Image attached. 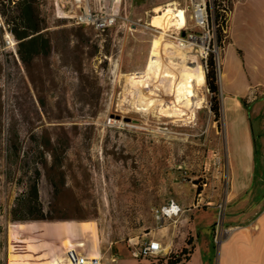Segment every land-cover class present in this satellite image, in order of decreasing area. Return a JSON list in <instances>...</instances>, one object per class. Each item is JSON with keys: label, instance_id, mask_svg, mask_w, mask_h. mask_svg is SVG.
<instances>
[{"label": "rangeland", "instance_id": "rangeland-1", "mask_svg": "<svg viewBox=\"0 0 264 264\" xmlns=\"http://www.w3.org/2000/svg\"><path fill=\"white\" fill-rule=\"evenodd\" d=\"M65 1H45L42 11L52 51L30 65L20 58L18 40L0 15V264H20L9 257L23 250L14 239L15 232L32 244L45 240L34 226L52 232V251L74 246L86 255L101 256L104 264H163L160 259L133 255L151 237L176 254L184 247L194 252L198 244L207 263L217 264L221 243L237 226L254 224L264 210V137L260 133L264 131V88L255 87L245 96L260 151V168L251 194L258 207L239 221L238 214L246 210L239 208L238 202L231 205L227 201L224 215L219 207L227 191L219 147L227 138L230 121L224 102L221 133V118L219 125L210 108L206 63L213 52L219 71L223 52L217 44L211 12L210 27L204 28L194 19L195 0H148L145 4L122 0L117 24L99 32L59 16ZM207 1L211 9L212 0ZM169 3L187 11L190 25L182 31L159 26L163 25L158 17L163 11L155 8ZM259 30L264 33L263 24ZM226 32L228 35V26ZM190 34L203 38L210 49L203 43L194 44L186 58L188 66H200L205 73L200 91L203 107L189 123L169 116L168 102L160 105L164 86L157 78L164 70L177 76L185 61L180 55L187 51L178 45L188 44ZM157 37L163 40V51L155 57L154 70L149 71L150 50ZM248 38L245 51H255V42L264 48V41H257L250 33ZM215 45L219 51L213 50ZM133 72L146 76L132 82L127 74ZM231 77L224 79L225 88L231 85ZM241 84L238 80L237 86ZM137 100L151 103L149 108L154 104L153 110L158 106V112L142 113L134 107ZM48 139L53 143L59 139L61 146H68L60 168H52L49 152L40 153V145ZM13 143L29 152L26 161H19L23 154L16 160L9 150ZM36 168L41 171L39 188L45 211L57 218L15 220V212L22 215L18 200L25 195ZM60 171L64 172L65 186L56 195L48 175L60 181ZM195 182L203 187L202 198L198 207L189 211ZM171 198L181 203L184 212L177 223L170 219L159 223L154 210ZM192 254L184 264H204L200 249Z\"/></svg>", "mask_w": 264, "mask_h": 264}, {"label": "crops", "instance_id": "crops-1", "mask_svg": "<svg viewBox=\"0 0 264 264\" xmlns=\"http://www.w3.org/2000/svg\"><path fill=\"white\" fill-rule=\"evenodd\" d=\"M147 1L140 0V3L145 4ZM260 11L263 17H260ZM260 24L264 25V0L234 1L228 19V41L222 48L218 71L221 92V133L224 132L222 126L224 102L230 121L227 138L222 141L219 151L222 152L223 175L227 173L229 177L226 191L227 201L231 205L238 202L239 208L246 210L238 214L237 220L239 221H242V216L247 214V211L254 212V209L258 207V200L251 198L257 183V172L259 173L256 171L255 161V152H257L255 130L251 115L243 106L240 97L250 95L255 87L264 88V48L261 49L258 42H255L256 45H253L255 51H245L249 33L254 35L257 41H264V33L259 30ZM229 48H232L230 54L228 53ZM231 61L229 67L228 64ZM231 75V85L225 88L223 81ZM238 80L240 84L243 83L242 86H237ZM260 133L264 137V131ZM216 185L220 187V181H216ZM192 191L197 193L195 188ZM196 193L189 197V211L195 210L202 198L201 193ZM157 240L161 242L164 253H170L169 246L160 239ZM197 249H200L204 264H208L198 244L193 253H196ZM192 257L193 254L185 263L189 262ZM217 264H264V210L257 215L254 224L237 226L221 243Z\"/></svg>", "mask_w": 264, "mask_h": 264}, {"label": "trees", "instance_id": "trees-1", "mask_svg": "<svg viewBox=\"0 0 264 264\" xmlns=\"http://www.w3.org/2000/svg\"><path fill=\"white\" fill-rule=\"evenodd\" d=\"M46 0H0V15L4 18L5 23L8 25L10 32L18 40V53L22 61L26 65H30L38 57H48L52 51V40L48 34V23L46 16L43 14L42 8ZM235 0H212L211 9L209 8L210 2H208L209 12L213 13L214 21L216 24V39L219 47L224 46L228 41V37L225 33L228 23V14H230ZM137 4L140 0L135 1ZM85 26V25H80ZM206 81L211 93V111L214 114V120L220 125L221 118V92L218 79V70L213 52L209 53L207 63H206ZM240 101L243 106L247 108L250 113V104L246 97H240ZM255 138V161H256V171L260 168V151H258V142ZM47 144V145H46ZM42 151L40 153H45L44 150L49 152L52 158V168H60L64 162V154L66 153L68 146L64 144L61 146L60 140L57 139L54 143L51 139H48L46 143L41 144ZM9 150L16 156V160L21 157L23 158L19 161H26L29 157V152L22 150L21 145L13 143L9 145ZM45 164L47 160L44 161ZM258 173V172H257ZM59 174V173H58ZM54 186V192L58 195L62 187L65 186V175L63 171H60V181L55 177L48 175ZM41 171L36 168L34 175L29 179L28 188L25 195L18 200V206L22 211V215H17L14 213L15 220H33L41 221L47 220L48 218H57L49 216L45 211L43 203L40 198V183ZM197 184V194L201 193L203 187ZM17 228L18 226H15ZM33 229L44 236V241L33 242L25 241L20 235H16L14 239L18 244L23 246V250L20 253L10 255L12 260L18 261L20 264H25L27 261L29 264H44L53 259L56 254L61 253L67 247H57L54 251L50 248V236L52 232L47 227L34 226ZM53 230V235L56 236L55 228ZM58 240V238H57ZM28 242V243H27ZM193 251L184 247L181 253H169L168 255L162 256L159 259L163 264H182L190 259V254Z\"/></svg>", "mask_w": 264, "mask_h": 264}, {"label": "built area", "instance_id": "built-area-1", "mask_svg": "<svg viewBox=\"0 0 264 264\" xmlns=\"http://www.w3.org/2000/svg\"><path fill=\"white\" fill-rule=\"evenodd\" d=\"M122 0H66L62 3V10L59 16H64L72 19V21L77 25H85L92 27L99 32H104L106 30L114 27L120 17V8ZM200 13L201 22H197L196 16ZM212 15V25L214 31L216 29V24L214 21L213 13ZM194 19L202 27H210V13L208 9L207 0H195L194 3ZM187 28L186 26L179 29L182 31ZM226 31V30H225ZM198 37L197 35L190 34V41L192 37ZM184 43V42H182ZM189 43V42H188ZM203 42V47L210 49V44ZM199 44V43H195ZM214 51H219L216 48ZM227 178L228 183V174H224ZM225 202L220 203V212L225 214L227 198ZM184 208L181 203L176 199H169L166 203L155 208L154 214L159 223H164L165 220L170 219L177 223L180 219ZM218 239V238H217ZM222 239H220L221 241ZM219 242V240H217ZM169 253H164V248L161 242L157 239L148 238L145 239L139 247L133 251V255L138 258H150V259H159L162 256L168 255ZM112 261H115L116 258L112 257ZM44 264H104L102 262V257L99 255H86L78 251L74 246L68 247L62 253L53 257V259Z\"/></svg>", "mask_w": 264, "mask_h": 264}, {"label": "bare ground", "instance_id": "bare-ground-1", "mask_svg": "<svg viewBox=\"0 0 264 264\" xmlns=\"http://www.w3.org/2000/svg\"><path fill=\"white\" fill-rule=\"evenodd\" d=\"M171 5H174V7H172ZM155 11L159 13L163 11L162 14L158 17L161 19L162 24L165 25H159L164 30H179L184 26L187 27L189 24L187 11L184 8L177 7L175 3H169L166 6H157L155 8ZM199 15L200 13L198 12V16H196L198 23L201 22ZM197 22L196 24L199 25ZM204 41L205 40L203 38L193 36L192 40L189 41L188 44L180 42V44L178 45L179 48L189 51H185L182 55H180V57L184 58L185 61L183 64H180L181 66L178 67V73L176 74L177 76H171L169 75V70H164L163 72H160L159 78H157V80H159L164 86L162 88V86L160 85L162 88V97L159 100L160 105L168 102V114L169 116L175 117V121H183L189 123L193 122L197 114V109L203 107L202 103L204 98L200 96V91L202 89V84L205 83L204 70L200 66H188V61L186 60V58L188 55H190L189 53L191 52L195 43H203ZM169 43L172 42L169 41ZM162 51L163 40L161 37H157L153 40L150 50L151 54L148 64L149 71L154 70L155 66L157 65V63L154 62L155 57H158ZM145 76L146 74L143 72H133L127 74V79L131 80L132 82H136L137 79L139 80L140 78H145ZM150 104H144L143 101L137 100L134 102V107L142 113L147 114L150 110H153L151 108L154 107L153 104L152 107L149 108ZM153 111L154 113L158 112V106H156Z\"/></svg>", "mask_w": 264, "mask_h": 264}]
</instances>
